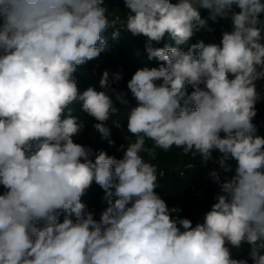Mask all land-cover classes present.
Here are the masks:
<instances>
[{"label":"clouds","instance_id":"1","mask_svg":"<svg viewBox=\"0 0 264 264\" xmlns=\"http://www.w3.org/2000/svg\"><path fill=\"white\" fill-rule=\"evenodd\" d=\"M103 2L0 0V264H264V137L253 123L264 80V2L124 0V31L147 37V58L159 66L138 69L127 83L137 101L127 117L135 142L122 159L101 150L93 162L91 147L74 142L84 125L69 105L79 102L112 145L105 122L115 101L128 103L115 89L81 93L73 77L105 51L102 33L115 28ZM202 9L212 21L230 18L232 30L220 44L201 40L185 51L207 27ZM165 34L176 46L154 47ZM108 79L105 71L102 89ZM146 138L201 163L218 150L225 172L236 161L231 179L209 173L223 194L195 227L172 218L179 209L155 191L157 169L139 154ZM93 181L109 205L99 221L81 202ZM243 244L248 259L232 258L230 249Z\"/></svg>","mask_w":264,"mask_h":264},{"label":"trees","instance_id":"2","mask_svg":"<svg viewBox=\"0 0 264 264\" xmlns=\"http://www.w3.org/2000/svg\"><path fill=\"white\" fill-rule=\"evenodd\" d=\"M172 2L175 3L176 0H172ZM262 2H264V0H262ZM102 6L105 8L106 16L109 21H115V28L120 30V35L113 38L112 34L116 29L113 27L107 28L102 33V36L106 38L105 51L101 52L98 58L79 66L77 71L73 74V77L81 93L89 87H92L98 92L107 91L109 95H113L111 90L115 89L117 92L126 94L125 99H127L128 103L121 104L119 101H115V106L118 110L114 113H110L109 120L105 122V126H107L111 132L109 138L114 141L112 145L108 143L107 139H103L102 134L94 128V124L98 123V121L84 112L79 102H74L72 105H69L72 114L84 125L79 134L73 137L74 142L82 145L80 140L86 139L92 132L97 133V139L94 142L83 145L91 147L93 150L94 155L90 157L93 162L95 161V154H98L101 150L105 151L109 156L122 159L127 146L135 142L136 137L127 130V117L128 112H130L133 107L137 106V101L132 96L130 90H128L127 83L138 69L145 67L151 69L152 67L159 66L157 61H149L147 58V52L145 50V41L147 37L143 35L133 36L130 32L126 33L124 31V22H126L127 13L130 11L125 7L124 0H104ZM204 10L206 9H203L201 16L207 20V27L195 32L193 37L189 40L188 45L181 46L185 51L189 45L201 40L206 45L220 44L221 40L217 41L216 39H220L222 36L217 33L232 30L231 25L229 26L227 24V19L222 18V26H225V29L219 30L218 22L208 19V12ZM261 18L264 19V13L261 14ZM0 24H2V20H0ZM262 35H264V33H262ZM261 43L264 44V40H261ZM153 44L154 47H164L165 45L176 46L174 40L168 34H165V37L160 43L153 42ZM105 71L109 73L108 89H102L99 83ZM117 74L121 77L119 80L116 79ZM156 83L159 85L162 83V80L156 81ZM201 87H203V85H201ZM188 91L190 94L192 91L191 87H189ZM260 101H262V103H260ZM260 101H258L257 104H260L264 108V99ZM256 110V120L262 125V128L259 127L258 129H262L263 131L262 134L257 135L264 137V109L259 111L256 107ZM254 121L255 118L253 119V123L255 124ZM31 151H35V148L33 147L30 151L26 150V155L31 154ZM139 154L146 163L153 165L157 169L158 187L155 191L166 202L169 209L174 207L179 209L178 212L170 213L171 217L176 218L178 216L182 219L187 218L192 221L193 227H195L197 223L202 222V217L211 209V206L216 202L215 197L218 195L216 193L215 181L208 172H205L206 163H201V158L199 156L194 158L191 153L185 154L182 148L173 146L171 149L165 151L158 147L154 141L147 138L145 139L144 150ZM215 156L216 150L212 153V157ZM235 163L236 162L231 164L232 171L225 173L233 176L237 166ZM164 171H166V173ZM193 171L195 174H193ZM160 173H163V175H160ZM97 193H103L105 196L104 189L93 181L91 186L85 190L82 197H88L90 195L94 197ZM115 199H117V197L113 196V202ZM63 218L64 214L60 216L59 222H63ZM97 219H99V217H97ZM240 250L243 252L250 251L248 245H242V247L238 249L232 248L230 249L232 258L238 260L244 259L246 254L240 253ZM248 264H252L251 259H248Z\"/></svg>","mask_w":264,"mask_h":264},{"label":"rangeland","instance_id":"3","mask_svg":"<svg viewBox=\"0 0 264 264\" xmlns=\"http://www.w3.org/2000/svg\"><path fill=\"white\" fill-rule=\"evenodd\" d=\"M202 11H203V9L201 10V12ZM204 11L208 12V10H204ZM207 14L209 15V12ZM216 21L218 22V29L219 30L220 29L222 30V27H223L222 26V22L223 21H221V18L218 17ZM226 21H227V24H228L229 22H231V19L229 18ZM231 27H232V24H231ZM220 32H222V31H220ZM215 33H216V30H215ZM217 34H219L220 36H222V33H217ZM216 40L219 41V40H221V38L220 39H216ZM263 88H264V80L258 81L257 82V89H258L259 92H261L262 99H264V97H263V94H264ZM260 103H262V101H260ZM256 107L259 109V111H262L264 109L260 104H256ZM254 122H255V125L257 127V133L256 134H262L263 133L262 129H258L259 127L262 128V125H261L260 122H258L256 120V117H255V121ZM221 135H223V133ZM96 139H97V133L96 132H92L91 135H89L86 139L80 140V142L82 143V145H86V144H89V143L94 142ZM221 155L222 154L219 153L218 150H216V156L215 157H212V159H210L206 163V167H205V170L206 171L205 172L210 173L211 170L212 171H215L216 170V172L220 175L221 181H224V180L231 179L232 176H230L229 174L225 173V171L217 163V160H218L219 156H221ZM234 162H236V161L232 160V161H228L227 163L232 164ZM165 170L166 171H169L167 169H165ZM170 170H172V169H170ZM166 171H164V172L166 173ZM193 174H195V172ZM215 184H216V193L218 195L219 194H223V193H221L219 184L217 182H215ZM5 191H6V189L4 188V186L3 185H0V194H3ZM104 197L105 196L103 195V193H97V194L94 195V197H92L91 195L88 196V197H81V202L86 205V211L92 212L94 219H97V217H99V219H97V221L100 220L101 213L108 207V204H107L106 200L104 199ZM63 214L64 213L61 212V215L60 216H63ZM72 219L75 221V217L74 216L72 217ZM38 227H41L42 228L43 227V223L41 222V224L38 225ZM245 258H248V256L247 257L245 256Z\"/></svg>","mask_w":264,"mask_h":264},{"label":"built area","instance_id":"4","mask_svg":"<svg viewBox=\"0 0 264 264\" xmlns=\"http://www.w3.org/2000/svg\"><path fill=\"white\" fill-rule=\"evenodd\" d=\"M231 24H232L231 22L228 23V25H231ZM224 29H225V26L222 27V30H224ZM243 245H247V244H243ZM240 253H242V254L245 253L246 256H249V251L243 252V251L240 250Z\"/></svg>","mask_w":264,"mask_h":264}]
</instances>
